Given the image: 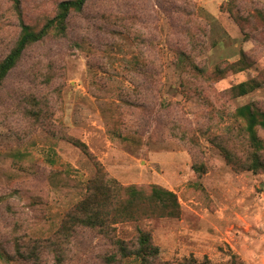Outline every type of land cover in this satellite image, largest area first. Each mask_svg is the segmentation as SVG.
Instances as JSON below:
<instances>
[{
	"label": "rangeland",
	"instance_id": "rangeland-1",
	"mask_svg": "<svg viewBox=\"0 0 264 264\" xmlns=\"http://www.w3.org/2000/svg\"><path fill=\"white\" fill-rule=\"evenodd\" d=\"M60 1L19 0L23 20L53 16ZM230 1L89 0L71 15L66 37L24 53L0 86V252L16 264H137L113 259L117 246L87 228L61 262L45 249L32 261L17 253L25 248L29 257L28 245L59 228L95 173L93 161L61 139L66 133L120 183L157 184L179 198V218L120 223L118 238L150 232L163 261L193 256L226 264L237 254L243 264H264V173L236 172L220 149L237 107L264 110V82L250 95L228 94L264 79V0H236L242 26L222 8ZM20 25L13 1L0 0V59ZM179 50L209 71L243 53L252 66L212 84L194 79L184 94ZM259 135L264 141L263 129ZM196 161L206 166L202 176Z\"/></svg>",
	"mask_w": 264,
	"mask_h": 264
},
{
	"label": "trees",
	"instance_id": "trees-1",
	"mask_svg": "<svg viewBox=\"0 0 264 264\" xmlns=\"http://www.w3.org/2000/svg\"><path fill=\"white\" fill-rule=\"evenodd\" d=\"M11 1L21 21V30L8 54L0 59V86L31 46L49 37H66L71 15L81 13L89 0H62L58 3L53 16L47 15L41 22L34 24L23 20L19 0ZM235 2L236 0H231L222 8L242 26L235 11ZM176 65L180 69L181 86L185 94L192 87L194 79L212 84L225 78L229 73L245 71L252 66V62L243 53L240 60L217 65L209 71L207 67L200 66L193 55L185 50H179ZM263 82L264 79L259 76L248 79L232 86L228 89V94L231 98L250 95L263 86ZM231 120L232 123L223 131L226 133V139L220 147L227 163L236 172L264 173V141L259 135V129L264 130V110L256 103H247L233 111ZM181 132L190 133L185 129ZM187 138L188 135L185 139ZM61 139L80 148L93 161L95 173L88 180L85 196L65 213L59 228L42 242L37 241V245L36 243L28 245L29 257H26L25 248H18L17 253L20 257L32 261L38 256L39 250L45 249L61 262L78 230L87 228L95 230L117 246L118 254L111 255L113 259L120 257L137 264H212L208 257L198 260L190 256L174 262L161 260L159 246L154 243L152 234L143 229H138L137 236L132 240L118 238L116 225L120 223L179 218L182 207L177 194L157 184L124 185L109 174L106 167L91 153L86 143L66 133L61 135ZM54 160L60 161V157ZM193 169L199 176L206 173L203 162L196 161ZM0 259L7 264H16L5 250L0 252ZM226 264H243V262L237 254H233Z\"/></svg>",
	"mask_w": 264,
	"mask_h": 264
}]
</instances>
